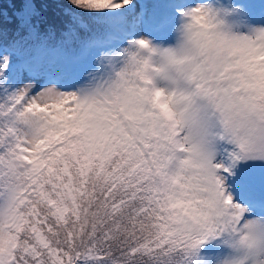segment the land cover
I'll return each instance as SVG.
<instances>
[{"label":"snow or ice","instance_id":"obj_1","mask_svg":"<svg viewBox=\"0 0 264 264\" xmlns=\"http://www.w3.org/2000/svg\"><path fill=\"white\" fill-rule=\"evenodd\" d=\"M21 2L11 31L0 11V264H264V4ZM145 38L184 69L159 101Z\"/></svg>","mask_w":264,"mask_h":264},{"label":"clouds","instance_id":"obj_2","mask_svg":"<svg viewBox=\"0 0 264 264\" xmlns=\"http://www.w3.org/2000/svg\"><path fill=\"white\" fill-rule=\"evenodd\" d=\"M145 39L148 47L140 50L138 55L148 65L145 73V78L149 82L147 96L150 101H159L163 97L156 95L158 91L170 96L173 91L185 86L184 69L178 59L163 56L159 52V49L174 48L175 45L157 43L149 38Z\"/></svg>","mask_w":264,"mask_h":264},{"label":"trees","instance_id":"obj_3","mask_svg":"<svg viewBox=\"0 0 264 264\" xmlns=\"http://www.w3.org/2000/svg\"><path fill=\"white\" fill-rule=\"evenodd\" d=\"M22 7L21 0H0V11H2L4 26L9 31L14 28L13 21L19 15ZM48 11L50 12V9Z\"/></svg>","mask_w":264,"mask_h":264},{"label":"rangeland","instance_id":"obj_4","mask_svg":"<svg viewBox=\"0 0 264 264\" xmlns=\"http://www.w3.org/2000/svg\"><path fill=\"white\" fill-rule=\"evenodd\" d=\"M248 2H249L250 4H255V3L264 4V0H262V1H257V0H248ZM155 42H157V43H161V41H160V40H156Z\"/></svg>","mask_w":264,"mask_h":264}]
</instances>
